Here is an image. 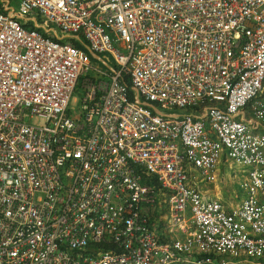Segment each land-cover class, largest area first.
Masks as SVG:
<instances>
[{
    "label": "built area",
    "instance_id": "2783aa9c",
    "mask_svg": "<svg viewBox=\"0 0 264 264\" xmlns=\"http://www.w3.org/2000/svg\"><path fill=\"white\" fill-rule=\"evenodd\" d=\"M14 1L0 264H264V0Z\"/></svg>",
    "mask_w": 264,
    "mask_h": 264
},
{
    "label": "rangeland",
    "instance_id": "374dc122",
    "mask_svg": "<svg viewBox=\"0 0 264 264\" xmlns=\"http://www.w3.org/2000/svg\"><path fill=\"white\" fill-rule=\"evenodd\" d=\"M2 1V0H0ZM81 90L78 86L72 95L69 103V108H72V114H77L80 110ZM179 112V111H175ZM245 168L235 166L231 162L224 163L223 159L220 160L216 167V180L211 183H197L203 193L209 196H215L217 199H221L226 205H236L239 203L238 198L243 197V192L239 187V183L242 180ZM157 198V196H156ZM155 208H158V199L156 200Z\"/></svg>",
    "mask_w": 264,
    "mask_h": 264
},
{
    "label": "trees",
    "instance_id": "16d2710c",
    "mask_svg": "<svg viewBox=\"0 0 264 264\" xmlns=\"http://www.w3.org/2000/svg\"><path fill=\"white\" fill-rule=\"evenodd\" d=\"M10 2L12 3L13 6H15V1L14 0H10Z\"/></svg>",
    "mask_w": 264,
    "mask_h": 264
},
{
    "label": "crops",
    "instance_id": "0c3cea01",
    "mask_svg": "<svg viewBox=\"0 0 264 264\" xmlns=\"http://www.w3.org/2000/svg\"><path fill=\"white\" fill-rule=\"evenodd\" d=\"M249 117H250V116H249ZM255 128L259 129V131H260V128H258V127H256V126H255ZM262 130H264V128H263ZM262 130H261V131H262Z\"/></svg>",
    "mask_w": 264,
    "mask_h": 264
}]
</instances>
